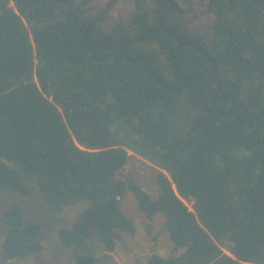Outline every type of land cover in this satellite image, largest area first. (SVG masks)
Here are the masks:
<instances>
[{
	"label": "trees",
	"instance_id": "obj_1",
	"mask_svg": "<svg viewBox=\"0 0 264 264\" xmlns=\"http://www.w3.org/2000/svg\"><path fill=\"white\" fill-rule=\"evenodd\" d=\"M122 1L0 0V189L88 203L58 232L68 264L136 234L127 191L148 233L165 215L171 255L145 264H264V0H207L205 33L173 0H134L107 30ZM128 150L159 168L156 199L123 174ZM0 222L5 259L44 250L18 205Z\"/></svg>",
	"mask_w": 264,
	"mask_h": 264
},
{
	"label": "rangeland",
	"instance_id": "obj_2",
	"mask_svg": "<svg viewBox=\"0 0 264 264\" xmlns=\"http://www.w3.org/2000/svg\"><path fill=\"white\" fill-rule=\"evenodd\" d=\"M93 9H102L108 0H91ZM182 12V19L190 23V27L205 33L210 26L212 17L206 11L207 0H173ZM134 12V0H123L118 3L110 13L105 28L108 30L113 24H126ZM130 156L128 165L123 174L146 191L151 198L158 195L157 172L155 165L149 163L141 156L128 150ZM29 189L28 195L0 189V218L6 210L13 205H18L28 221L41 224L42 243L44 250L38 254H31L19 260L4 258L2 243L5 231L0 222V264H68L73 260L75 249L65 248L59 239L61 229L72 227L78 217L88 206L87 202L66 207L61 212L48 209L47 203L40 197L38 187L34 183L24 180ZM30 186V187H29ZM191 209V204L186 203ZM123 214L134 222L137 232L134 236L121 233L122 240L114 252L105 250L100 240H90V251L96 257L95 264H145L153 254L164 257L171 255L172 244L168 232L165 230V215L158 213L152 221L153 231L147 232L149 223L144 213L138 208V203L131 191H127L119 203ZM192 210V209H191Z\"/></svg>",
	"mask_w": 264,
	"mask_h": 264
}]
</instances>
